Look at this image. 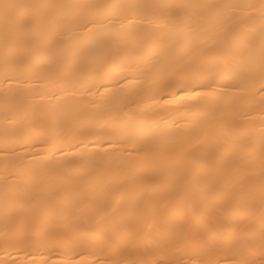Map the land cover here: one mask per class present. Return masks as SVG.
Returning a JSON list of instances; mask_svg holds the SVG:
<instances>
[{
	"label": "bare ground",
	"instance_id": "obj_1",
	"mask_svg": "<svg viewBox=\"0 0 264 264\" xmlns=\"http://www.w3.org/2000/svg\"><path fill=\"white\" fill-rule=\"evenodd\" d=\"M0 264H264V0H0Z\"/></svg>",
	"mask_w": 264,
	"mask_h": 264
}]
</instances>
